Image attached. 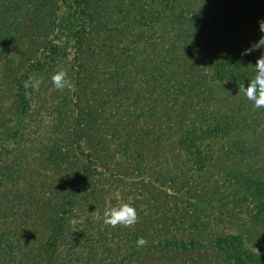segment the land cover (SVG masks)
<instances>
[{
    "label": "trees",
    "instance_id": "obj_1",
    "mask_svg": "<svg viewBox=\"0 0 264 264\" xmlns=\"http://www.w3.org/2000/svg\"><path fill=\"white\" fill-rule=\"evenodd\" d=\"M262 19L264 0H0V172L36 104L24 82L70 61L77 88L62 104L72 131L50 148L66 176L26 264H60L71 219L109 179L152 205L136 233L149 243L131 240L125 264H264V108L239 95L264 54L241 55ZM128 29L127 46L112 39Z\"/></svg>",
    "mask_w": 264,
    "mask_h": 264
},
{
    "label": "rangeland",
    "instance_id": "obj_2",
    "mask_svg": "<svg viewBox=\"0 0 264 264\" xmlns=\"http://www.w3.org/2000/svg\"><path fill=\"white\" fill-rule=\"evenodd\" d=\"M31 34L34 36L36 33ZM115 34L111 35L112 39L127 46L133 38V29H128L120 38ZM67 65L69 68L64 70L70 75V61ZM129 82L136 86V83L140 84V78H132ZM73 93L56 90L51 79L40 81L36 104L27 118L24 138L0 172V231L6 230L7 241L16 246L13 254L7 251L0 255L1 262L8 258L11 263L16 260L25 263L39 239L47 234L42 221L43 212L50 208L48 199L52 197L51 192H57L60 181L66 176L63 168L54 165L50 148L57 141L65 144L64 138L72 131V113L62 104L66 96ZM114 108V104L106 107L107 114L103 118L110 116ZM111 129L108 126L104 131L109 137ZM117 140L110 138L112 148H116ZM107 181L100 185L95 201L93 196L90 198L93 204L83 202L81 210L76 211L71 219L59 252L60 264H125L127 248L131 243L136 246L140 223L133 229L105 227L103 213L106 208L130 203L140 219L151 212L152 205L135 183L116 179ZM94 212L96 215H92Z\"/></svg>",
    "mask_w": 264,
    "mask_h": 264
},
{
    "label": "clouds",
    "instance_id": "obj_3",
    "mask_svg": "<svg viewBox=\"0 0 264 264\" xmlns=\"http://www.w3.org/2000/svg\"><path fill=\"white\" fill-rule=\"evenodd\" d=\"M259 30L264 33V19L259 22ZM264 48V35L253 43L250 48L245 49L241 55L246 56L254 51ZM254 70V77L250 79V84L247 88L244 85L239 87V95L243 94L248 101L252 103L253 110L264 108V54L256 61L255 66L249 65ZM51 83L56 90L61 92L67 90L69 92H75L76 88L72 80L68 76V72L65 70H59L51 76ZM40 84L39 80L30 78L24 82L25 89L38 88ZM238 95V96H239ZM237 96V97H238ZM96 215V213H92ZM139 222V216L137 210L130 203H120L118 206L106 208L103 213V225L105 227L127 228L133 229ZM148 240L144 237H140L136 241L138 248L147 246Z\"/></svg>",
    "mask_w": 264,
    "mask_h": 264
}]
</instances>
